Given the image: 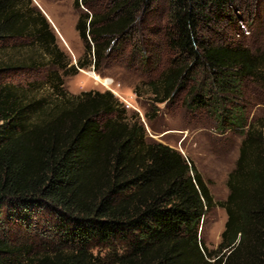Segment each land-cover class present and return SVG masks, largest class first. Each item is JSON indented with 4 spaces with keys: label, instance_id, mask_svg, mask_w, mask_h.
Returning <instances> with one entry per match:
<instances>
[{
    "label": "trees",
    "instance_id": "1",
    "mask_svg": "<svg viewBox=\"0 0 264 264\" xmlns=\"http://www.w3.org/2000/svg\"><path fill=\"white\" fill-rule=\"evenodd\" d=\"M231 3L73 0L86 8L74 24L88 56L78 68L98 67L138 15L150 18L161 9L153 34L171 59L150 82L156 102L169 99L196 68L209 83L193 89L200 93L188 102L221 130L241 133L219 203L226 219L216 248L201 237L214 202L193 163L147 140L109 91L67 95L53 73L51 101L0 83V264H264V117L247 123L237 102L264 52L254 54L218 31L222 20L233 19ZM30 4L0 0V43L31 39L57 62L53 32ZM30 58L0 60V75L38 68Z\"/></svg>",
    "mask_w": 264,
    "mask_h": 264
},
{
    "label": "rangeland",
    "instance_id": "2",
    "mask_svg": "<svg viewBox=\"0 0 264 264\" xmlns=\"http://www.w3.org/2000/svg\"><path fill=\"white\" fill-rule=\"evenodd\" d=\"M30 2L46 18L54 35L59 58L57 62L49 59L36 44H32L31 39L0 43V60L31 57L39 62V67L33 70L24 69L0 75V83L9 82L27 94L44 97L47 101L55 97L50 85L54 81L50 80L53 73L60 76V87L67 95H77L83 91L101 92L107 87L112 89V95L125 110V120L140 123L147 140L177 149L201 175L214 202L205 216L201 237L206 247L214 250L226 219L219 203L227 195L225 181L233 168L242 135L235 129L221 130L205 109L196 108L193 102H188L191 94L200 93L193 89L209 83L208 78L196 68L191 70L182 87L172 93L169 99L156 102L150 82L158 81L171 59L161 49L160 35L153 34L158 25H162L161 9L150 18L138 15L131 33L98 67L88 65L78 68L77 60L83 63L88 56L83 55V46L74 24L80 11L86 8L81 4L76 8L73 0ZM229 10L233 19L222 20L218 31L254 54L263 53L264 0H232ZM204 36L208 37L209 32H204ZM205 94L207 97V92ZM123 101L130 106L125 107ZM237 102L244 106L247 123L264 117V64L259 65L258 75L254 79L244 82L243 94ZM97 253L102 255L103 251L93 250V254Z\"/></svg>",
    "mask_w": 264,
    "mask_h": 264
},
{
    "label": "built area",
    "instance_id": "3",
    "mask_svg": "<svg viewBox=\"0 0 264 264\" xmlns=\"http://www.w3.org/2000/svg\"><path fill=\"white\" fill-rule=\"evenodd\" d=\"M106 91H109L110 93L114 94V91L112 89L108 88V87H107V90ZM123 102L125 103L124 104L125 107L130 106L127 102H125V101H123Z\"/></svg>",
    "mask_w": 264,
    "mask_h": 264
}]
</instances>
